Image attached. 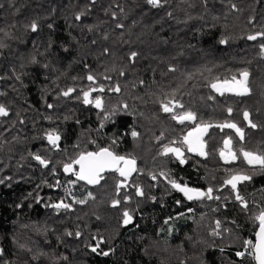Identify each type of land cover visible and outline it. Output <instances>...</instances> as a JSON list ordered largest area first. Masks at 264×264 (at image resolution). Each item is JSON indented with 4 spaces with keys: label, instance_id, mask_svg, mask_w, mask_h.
I'll return each instance as SVG.
<instances>
[{
    "label": "trees",
    "instance_id": "trees-1",
    "mask_svg": "<svg viewBox=\"0 0 264 264\" xmlns=\"http://www.w3.org/2000/svg\"><path fill=\"white\" fill-rule=\"evenodd\" d=\"M0 5V105L8 113L0 116V264H256L245 241H255L256 217L264 210V168L248 164L241 150L264 155V0ZM244 70L249 94L221 96L211 88L217 78L243 79ZM90 74L100 83L115 76L121 87L114 106L103 98L100 119L83 102ZM169 99L183 108L165 113L160 102ZM112 108L116 114L103 122ZM187 110L196 123L213 125L203 137L206 156L181 142L196 124L172 116ZM225 121L243 131V140L234 129L215 127ZM50 132L59 134L58 147L49 143ZM229 137L237 159L225 162L220 150ZM169 144L180 147L186 163L162 155ZM102 148L138 160L130 193L117 189L124 181L116 174L90 187L76 180V172L64 173L80 153ZM234 174L251 180L233 190L225 181ZM170 180L201 192L212 188V198L188 200ZM60 202L71 208L51 207ZM125 211L132 217L128 224Z\"/></svg>",
    "mask_w": 264,
    "mask_h": 264
},
{
    "label": "snow or ice",
    "instance_id": "snow-or-ice-1",
    "mask_svg": "<svg viewBox=\"0 0 264 264\" xmlns=\"http://www.w3.org/2000/svg\"><path fill=\"white\" fill-rule=\"evenodd\" d=\"M93 3H95V0H93ZM147 3L152 5L153 7H160L161 6V0H147ZM2 7V5H0ZM233 7H235L233 5ZM171 15V13H169ZM80 16H77V19H79ZM51 27V25L49 26ZM117 27H123V25L118 24ZM32 31L37 30V24L33 22L31 24ZM260 36H264V32L259 34ZM249 40H256L257 35H249ZM224 41H222L223 43ZM3 45H0L2 47ZM262 51H264V44L261 45ZM137 53L133 52L131 53V59H134L136 57ZM175 71V69H171ZM123 75L124 73L121 71L120 73ZM240 76L243 79H237L235 75H233L230 79L225 78L222 81L217 78L215 81L211 83V88L219 93L221 96L225 94V92L234 93L237 96H243L247 95L250 92V89L248 88V77L249 73L247 70H244L240 73ZM19 78V77H18ZM89 81H93L94 77L92 75H89L87 77ZM73 89H68L63 94L65 96L69 95ZM94 91H100L103 92V87L100 88H92L90 91H85L83 93V102L85 104H93L96 108L100 109L102 112L105 111L104 109V103L103 99L101 97H96L95 99H90L91 92ZM112 91L119 92L120 88L117 85L112 89ZM174 95V94H173ZM162 109L165 113H172L175 108H183L182 104L174 103L172 99H169L167 102L161 101ZM48 107H52V105H48ZM128 105L124 104L123 108L127 109ZM228 113L231 114L232 109H227ZM8 113L3 105H0V116H6ZM116 114V109L112 108L111 110H108L105 112L104 119H110L112 116ZM244 119L249 121V126L252 128H255L256 125L251 122L249 119V113L244 112ZM172 119L177 120L179 123L183 124L185 121H189L193 124H196V127H194L191 131L187 133L186 136L183 137L182 143L187 145V150L189 152H195L200 156H206L207 153L204 151L206 144L203 140V136L207 133L208 129L212 127V124L205 123V122H197L196 114L190 110L183 111L178 114H174L172 116ZM103 126V125H101ZM215 127L220 128L223 130L224 128H231L234 129L237 133V135L240 137L241 140L244 138L243 131L237 127L235 123L225 121L224 123L216 124ZM132 137H137L138 133L136 131H132L131 133ZM47 139L50 144H52L54 147H58L57 142L60 140V136L57 133L50 132L47 134ZM115 143V141H113ZM243 158L247 161L248 164H258L261 168H264V155H258L254 152L250 151H244L241 150ZM169 153L175 155V157L179 160L181 164L186 163V160L184 159L183 152L180 148L172 147L171 144L166 145L164 147V150L162 152V155H168ZM220 156L222 159L225 160V162H231L237 159L236 153L232 150V140L231 137L226 139L224 141V148L220 150ZM37 161H39L40 164H42L44 167L48 166V161L40 157L39 155H36L34 157ZM75 164L79 165V171L75 173L78 180H85L89 184H98L100 180L103 178L102 173L105 171H115L119 173L120 176L127 179L131 176L133 172H135L136 169V160L134 158L125 157L123 155H118L111 151L109 148H102L97 152H87V153H80L79 157L73 162ZM73 165L65 164L64 165V171L70 172L72 171ZM163 175V173H161ZM153 179H155V176H153ZM251 180V176L244 175V174H234L232 175L228 180L225 181L226 184L231 185L233 190L237 189V185L240 182ZM171 186L178 191L182 192L184 196L188 200L193 199H201L205 196H207L209 199L212 198V188H208L206 192H201L198 189L195 188H189L187 185H181L180 183L176 182L175 180H170ZM0 183H3L2 180H0ZM124 186L122 182H118L117 189ZM137 195L143 196V190L137 188ZM89 196H91V193H89ZM94 199V197H92ZM216 199H219V197H216ZM236 199L239 200L245 208H247V204L244 201V198L239 194V192L236 193ZM86 201L80 200L77 201V203H85ZM119 204V201H113V206ZM51 207L55 209H69L71 208V205L65 204L63 202L53 204ZM125 219L124 223L128 224L131 222L132 217L129 215L127 211L123 213ZM256 219L259 220V232L256 233L257 242L253 243L251 240L245 241V244L251 246L252 249H254V259L258 262V264H264V210H262ZM216 227H220V222H216ZM71 235V233H68ZM214 235H217L218 233L214 232ZM77 236L80 235L79 232L76 233ZM103 241H99V243H102ZM97 245V246H98ZM92 251L95 252L96 248H92ZM0 255H3V250L0 249ZM103 255L107 256L109 255L108 252H104ZM238 256H243V252H238Z\"/></svg>",
    "mask_w": 264,
    "mask_h": 264
},
{
    "label": "flooded vegetation",
    "instance_id": "flooded-vegetation-1",
    "mask_svg": "<svg viewBox=\"0 0 264 264\" xmlns=\"http://www.w3.org/2000/svg\"><path fill=\"white\" fill-rule=\"evenodd\" d=\"M90 75H92L93 77H94V80L93 81H89L87 78H85V81L87 82V84H86V88H85V91H90V89H92V88H100V87H103V89H104V91L103 92H100V91H94V92H91V96H90V99H95L96 97H101L102 99L103 98H105V100H106V102L107 101H111L112 102V96H114L116 93L117 94H120L121 93V89H120V91L119 92H115V91H112V89L114 88V87H116L117 85L119 86V88H121L120 87V85L119 84H117V82H118V80L116 79V77L115 76H112V75H110V74H108V78H106V79H102V81H104L105 83H100V79L99 78H96L95 77V75L94 74H90ZM89 76V75H88ZM121 76H125L124 74L123 75H121ZM135 89V88H134ZM81 90H83V89H81ZM122 96H124V97H126L125 95H122ZM134 96V95H133ZM133 101V100H132ZM104 103V102H103ZM135 103V101H133V104ZM85 104V103H84ZM86 106H88V108H93V110L95 111V115L100 119V113L102 112L100 109H98V108H96L93 104H85ZM112 105H113V102H112ZM114 106V105H113ZM104 109H105V106H104ZM125 109V108H124ZM125 110H128V107H127V109H125ZM135 112V111H134ZM104 120H106V119H102V121L104 122ZM193 129V128H192ZM191 129V130H192ZM190 130V131H191ZM187 135V134H186ZM204 137V136H203ZM187 146V145H186ZM173 147H177V148H180V147H178V146H173ZM114 152V151H113ZM114 153H116V152H114ZM191 153H195V152H191ZM117 154V153H116ZM170 155H173V154H171V153H169ZM118 155H123V156H125V157H129V158H134L135 160H136V171L135 172H133L132 174H131V176L130 177H128L127 179H125L124 177H122V176H120L119 175V173H117V172H108V173H106V174H104V175H102V177H104V176H106V175H108V174H116V175H118V176H120L122 179H123V181L124 182H122L123 183V187H125V193H130V187H132V185L130 184V182H132V179L137 175V173H138V166H139V164H138V160L136 159V157H134V156H132V155H130V154H127L126 152L124 153V154H118ZM174 157H175V155H173ZM49 166V165H48ZM77 167V169H75L74 167ZM79 171V165L78 164H74L73 165V168H72V171H70L69 173H67V172H65L64 171V173H66V174H68V175H70V174H72V173H75V172H78ZM75 178H76V180L77 181H79L78 179H77V177L75 176ZM79 182H81V181H79ZM81 183H83V182H81ZM58 184H59V182H58ZM84 184H86V183H84ZM87 186H89L88 184H87ZM90 187H93V186H90ZM56 190H57V188H56ZM183 194V193H182ZM184 195V194H183ZM4 262V261H3Z\"/></svg>",
    "mask_w": 264,
    "mask_h": 264
},
{
    "label": "water",
    "instance_id": "water-1",
    "mask_svg": "<svg viewBox=\"0 0 264 264\" xmlns=\"http://www.w3.org/2000/svg\"><path fill=\"white\" fill-rule=\"evenodd\" d=\"M108 172H115V171H105V172H103L102 173V175H104V174H106V173H108ZM67 173H69V172H67ZM79 181H81V182H83V183H86V184H88L89 186H96L97 184H89V183H87L85 180H79ZM64 209V208H63ZM257 232H259V228H258V230H257ZM257 242V237H256V239H255V243ZM255 263L256 264H258V262L255 260Z\"/></svg>",
    "mask_w": 264,
    "mask_h": 264
},
{
    "label": "rangeland",
    "instance_id": "rangeland-1",
    "mask_svg": "<svg viewBox=\"0 0 264 264\" xmlns=\"http://www.w3.org/2000/svg\"><path fill=\"white\" fill-rule=\"evenodd\" d=\"M161 24H164V22H161ZM156 26V25H155ZM253 243H255V241L253 242ZM249 246V245H248ZM251 247V246H250ZM251 250L253 251V253H254V249H252L251 248Z\"/></svg>",
    "mask_w": 264,
    "mask_h": 264
},
{
    "label": "bare ground",
    "instance_id": "bare-ground-1",
    "mask_svg": "<svg viewBox=\"0 0 264 264\" xmlns=\"http://www.w3.org/2000/svg\"><path fill=\"white\" fill-rule=\"evenodd\" d=\"M159 161V160H158ZM154 164V163H153ZM87 185V184H86Z\"/></svg>",
    "mask_w": 264,
    "mask_h": 264
}]
</instances>
